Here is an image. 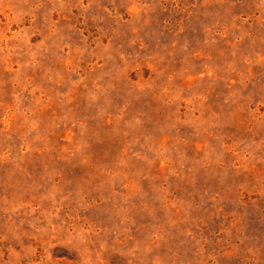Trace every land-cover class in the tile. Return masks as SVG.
Instances as JSON below:
<instances>
[{"label":"rangeland","instance_id":"1","mask_svg":"<svg viewBox=\"0 0 264 264\" xmlns=\"http://www.w3.org/2000/svg\"><path fill=\"white\" fill-rule=\"evenodd\" d=\"M0 264H264V0H0Z\"/></svg>","mask_w":264,"mask_h":264}]
</instances>
